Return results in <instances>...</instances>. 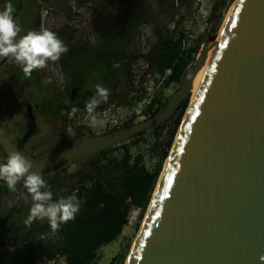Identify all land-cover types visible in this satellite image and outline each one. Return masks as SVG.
<instances>
[{
	"label": "water",
	"instance_id": "1",
	"mask_svg": "<svg viewBox=\"0 0 264 264\" xmlns=\"http://www.w3.org/2000/svg\"><path fill=\"white\" fill-rule=\"evenodd\" d=\"M224 22L150 118L35 159L0 132L30 172L97 154L168 119L213 48L124 264H264V0H234Z\"/></svg>",
	"mask_w": 264,
	"mask_h": 264
},
{
	"label": "flooded vegetation",
	"instance_id": "2",
	"mask_svg": "<svg viewBox=\"0 0 264 264\" xmlns=\"http://www.w3.org/2000/svg\"><path fill=\"white\" fill-rule=\"evenodd\" d=\"M34 1L11 0L14 20L24 18L19 25V36L47 29L55 32L69 51L30 74L11 58L0 57V132L31 159L78 142L76 129H71L68 135L70 125L65 127L63 119L68 117L71 108L86 113L81 107L94 94L96 84L108 89L112 79V49L121 48L122 55L128 52L138 36L135 32L146 17L144 0H118L116 6L112 0H99V3L98 0H77L75 11H65L64 23L44 29L42 14ZM7 2L0 0V10ZM68 105L72 106L66 110ZM83 132L89 134L88 130ZM5 159L0 146V162ZM0 182L6 185L3 180ZM9 192L13 190L2 191L0 196ZM10 222L5 223V229ZM1 232L4 228H0ZM13 241L0 236V264H19L18 257H24ZM24 264H29V260L25 258Z\"/></svg>",
	"mask_w": 264,
	"mask_h": 264
},
{
	"label": "rangeland",
	"instance_id": "3",
	"mask_svg": "<svg viewBox=\"0 0 264 264\" xmlns=\"http://www.w3.org/2000/svg\"><path fill=\"white\" fill-rule=\"evenodd\" d=\"M112 1L113 6H116L118 0ZM144 1L146 3V13L150 19L148 18L143 20L142 24L135 32L138 36L136 41L130 44L131 46L128 49V52L125 50L126 52H124V56L126 57L123 60H118L113 63V68L117 69L118 71L108 84V90L110 93L108 101L106 103H102L101 109L96 110L99 117L101 111L107 108L111 111V113L116 115L115 117H120L121 121L117 125L103 126L98 124L94 131L99 133L106 131V129L109 127L113 129L128 124V122L132 123L150 117L143 112V109L148 105L149 98L147 92L149 91V87H154V85H156L157 81H159V76L155 75L153 77L151 71L152 68L146 56L151 51L158 49L159 46L157 45L160 41H163L168 36L175 35L177 32L182 30L183 34L185 35V40L182 46L185 49L188 50L189 47L192 48L198 45L197 52L195 53L196 58V56L199 54L201 44L212 35H216L217 37L219 30L224 24L223 21H225L234 2V0H183V2H180V0ZM215 1L219 2V9L212 17L211 8ZM34 4L35 7L38 8L39 13L41 12L42 14V26L44 29L46 26L50 27L55 25V23L56 25L59 23H64L66 20L65 11L72 12L77 8V0H35ZM218 14L221 15L220 19L217 18ZM84 16L86 17V15ZM15 22L19 26L21 23L23 24L24 18H17ZM128 60H130V79L126 78L122 70H120L123 62L127 63ZM129 83L131 86H129ZM176 88L177 84L175 83L170 84L168 87H164L162 83L157 88L155 94H161V97L168 98V96H170ZM122 94L125 95L126 103L121 104L118 102V100L121 98ZM189 100L190 98L188 99V103ZM80 112L81 111L76 110V114ZM68 124H70V127L67 128L68 135H71L69 131L74 128L75 123L70 121ZM168 128L169 123L157 133L151 134L149 131H147L142 135L131 137L123 142H120L128 149V153L130 155L129 162L131 163L133 158L140 154V163L144 165L147 170H153L159 161L161 154L163 153V149L161 148L163 145H157L155 142L159 140L163 142L166 141V131ZM177 129L175 131L174 137L177 133ZM174 137L170 146L167 147L168 150L163 157L162 167L166 157L168 156ZM64 143L67 142L64 140ZM120 143L115 145L116 148L110 150L102 159V162L105 164L103 177L106 181H108V183H115L123 171V151L121 148L123 146H120ZM96 162L97 159L94 156L64 161L63 164L52 169L50 168L47 172L41 174V176L45 180L46 184L50 186V189L53 193V199L56 200L61 197V192L66 189L63 180L68 175L75 173L78 168H81L82 172L87 171L88 167ZM58 181L62 182L59 184ZM0 185H2V182H0ZM74 191L75 190L70 191L68 195L72 194ZM32 204L33 201L31 200V196L27 193H23L18 188H16L11 193L9 192L7 194H1L0 219L12 206H20L23 209L28 210ZM145 213L139 217V211L137 209H132L128 216V222L123 226L119 236L115 240L102 245L97 250V264H124L125 259L130 251L129 248H131L135 240ZM14 215L15 217L19 216V212L15 211ZM19 222H25L30 225V221H27L26 218H21ZM49 227L50 230L41 232L39 235L32 237L34 250V247L37 248L41 243H44L48 240L52 228L51 224ZM13 246L17 247L18 249H22L24 245H18L15 243V241H13ZM63 260V257L58 256L54 262L40 261L38 264H59L62 263Z\"/></svg>",
	"mask_w": 264,
	"mask_h": 264
},
{
	"label": "trees",
	"instance_id": "4",
	"mask_svg": "<svg viewBox=\"0 0 264 264\" xmlns=\"http://www.w3.org/2000/svg\"><path fill=\"white\" fill-rule=\"evenodd\" d=\"M183 2V0H180ZM219 9V2L215 1L211 8V16L213 17ZM218 14L217 18L220 19ZM146 17L142 20H146ZM150 19V18H149ZM215 30V28H214ZM213 30V31H214ZM185 40V35L182 30L175 35L168 36L163 41H160L158 49L151 51L146 57L152 68L153 77L158 73L159 79H162L164 87L170 84H178L182 71L188 68L195 60V53L198 45L185 49L182 45ZM112 66L115 61L123 60L126 56L122 55V49H112ZM129 61L123 62L120 70L125 77L130 79ZM169 69L170 74H165V70ZM112 70V77L117 73V69ZM129 86L130 83H129ZM138 97V96H137ZM139 98V97H138ZM167 98L155 94L149 104L143 109L147 113L155 103L157 107L153 110L150 116L157 114ZM125 95H121L118 102H125ZM188 99L183 100L177 110L163 123L154 126L151 129L141 131L134 135L137 137L149 131L151 134L157 133L166 124L169 123L167 129L166 141H156L155 144H162L163 153L153 170H147L140 163L141 155L138 154L129 162V153L126 146L120 143L123 151L122 155V174L115 183H108L103 177L105 164L102 162L103 157L116 146L102 150L101 152L91 155L97 159V162L90 165L87 171H81V168L75 171L72 175H68L63 183L66 189L61 192V197H66L70 191L75 190L80 199V209L73 220L63 222L58 229H52L48 240L41 243L35 250L33 249L32 237L39 235L41 232L50 230V222L45 220H29L30 208L23 209L20 206H12L8 212L0 219V228H4V232L0 236L12 238L16 244L24 245L21 253L24 257H18V263L24 264V259L29 260V264H38L40 261H50L56 257H63V262L59 264H97V250L104 244L115 240L122 231V228L128 222V216L132 209L139 211L141 217L149 204L150 197L153 194L159 172L162 169V160L172 142L175 131L181 121L184 110L187 106ZM72 105L65 107L66 110ZM85 110V106H82ZM102 108V104L96 110ZM68 118L65 117L64 126L68 125ZM78 138L81 140L86 136L95 134L88 130L85 126H74ZM111 128H107L110 130ZM82 130H88L89 134H85ZM78 140V141H79ZM78 143V142H77ZM71 145V144H70ZM88 157V156H87ZM84 158V157H83ZM80 159V158H79ZM76 160V159H73ZM63 162L47 167L39 174L47 172L50 168H55ZM76 175V176H75ZM62 181H58L60 184ZM58 186V185H57ZM56 186V187H57ZM16 188L26 194L23 186V180L17 183ZM55 188V187H54ZM7 185H0V192L9 191ZM19 212V216L15 217L14 212ZM21 218H26L28 223L19 222ZM10 225L5 229V223L10 221ZM28 252L27 257L25 253ZM39 254V255H38Z\"/></svg>",
	"mask_w": 264,
	"mask_h": 264
},
{
	"label": "clouds",
	"instance_id": "5",
	"mask_svg": "<svg viewBox=\"0 0 264 264\" xmlns=\"http://www.w3.org/2000/svg\"><path fill=\"white\" fill-rule=\"evenodd\" d=\"M15 8L11 2L0 10V57H9L23 68L25 73L43 68L47 61H57L69 51L64 42L55 32L50 30L29 31L19 36L20 27L13 18ZM165 74H170L166 69ZM156 75H159L158 73ZM109 90L102 84L95 85L94 94L85 102L87 118L93 126L102 125L96 109L101 103H106ZM30 163L20 153H10L0 162V180H3L10 190H15L18 182L23 180L26 193L33 201L30 207L29 220H47L53 229L60 224L73 220L80 209V199L74 191L66 197L53 199L50 186L38 172H30ZM264 260V256L260 257Z\"/></svg>",
	"mask_w": 264,
	"mask_h": 264
},
{
	"label": "bare ground",
	"instance_id": "6",
	"mask_svg": "<svg viewBox=\"0 0 264 264\" xmlns=\"http://www.w3.org/2000/svg\"><path fill=\"white\" fill-rule=\"evenodd\" d=\"M230 12V11H229ZM228 15H229V13H228ZM228 15H227V17H228ZM227 17H226V19H227ZM226 19H225V21H226ZM224 22V21H223ZM224 24H225V22H224ZM224 24L222 25V27H221V29L219 30V32H218V34H217V37H216V39H215V41L212 43V46H214L215 45V43H216V41H217V39H218V37H219V35H220V33H221V31H222V29H223V26H224ZM212 49L213 48H211L210 50H209V52H208V54H207V56H206V62L203 64V66L198 70V71H196L197 73H196V75L194 76V78H193V81H192V87H191V90H190V100H191V98L193 97V95L195 94V92H196V90H197V87H198V85H199V83H200V81H201V79H202V76H203V74H204V72L203 71H205V68H206V64H207V61L209 60V57H210V54H211V51H212ZM197 57V56H196ZM208 57V58H207ZM193 64V63H192ZM161 82V83H160ZM178 83H179V81H178ZM160 84H162V79H159V81H157V83H156V85H154V87H149V91L147 92V95H148V98H149V101H148V104H149V102H150V100H151V98L155 95V92H156V90H157V88L160 86ZM177 87H178V84H177ZM151 88H153V89H151ZM176 90V89H175ZM174 90V91H175ZM190 100H189V102H190ZM189 104V103H188ZM157 107V103H155L154 104V106L147 112V113H145V114H147V116H150L151 115V113L153 112V110L155 109ZM188 108V105H187V107H186V109ZM177 110V109H176ZM186 111V110H185ZM175 112V111H174ZM185 113V112H184ZM184 115V114H183ZM150 117H152V116H150ZM150 117H148V118H150ZM171 117V116H170ZM145 119H147V118H145ZM182 119H183V117H182ZM182 119H181V121H182ZM142 120H144V119H142ZM142 120H139V121H142ZM180 121V122H181ZM138 121H135V122H132V123H137ZM179 122V123H180ZM129 123V122H128ZM129 124H131V123H129ZM181 124V123H180ZM180 124H179V126H180ZM126 125V124H125ZM78 126H80V125H78ZM82 126H85L88 130H90V131H92V132H97V131H94V129L97 127V125H96V127L95 128H90V127H88L86 124H84V125H82ZM123 126V125H122ZM120 127V126H119ZM116 128H118V127H116ZM116 128H113V129H116ZM178 129H179V127H178ZM178 129H177V131H178ZM110 130H112V129H110ZM108 131V130H107ZM144 131V130H143ZM103 132H105V131H103ZM99 132H97V133H95V134H98ZM94 135V134H93ZM175 138V137H174ZM174 141V140H173ZM119 144V143H118ZM72 145V144H71ZM117 145V144H116ZM69 146V145H68ZM91 156V155H90ZM79 159V158H78ZM166 160H167V157H166ZM165 163V162H164ZM163 168V167H162ZM161 171H162V169H161ZM160 173V172H159ZM161 174V173H160ZM160 176V175H159ZM156 186V185H155ZM155 189V188H154ZM154 191V190H153ZM150 202V201H149ZM148 208V207H147ZM146 211H147V209H146ZM139 231V230H138ZM137 236V235H136ZM136 238V237H135ZM130 249V248H129ZM130 252V251H129ZM128 255H129V253H128ZM127 255V256H128ZM126 259H127V257H126Z\"/></svg>",
	"mask_w": 264,
	"mask_h": 264
},
{
	"label": "built area",
	"instance_id": "7",
	"mask_svg": "<svg viewBox=\"0 0 264 264\" xmlns=\"http://www.w3.org/2000/svg\"><path fill=\"white\" fill-rule=\"evenodd\" d=\"M115 116L116 115L111 113V111L109 109L105 108L99 114L98 119L103 121V124H102L103 126L117 125L118 123H120L121 120H120V117H115ZM75 119H77V120H75ZM67 120H69V123L71 121L72 123H75V124H78V125L86 124L90 128H95L96 127V126H93L91 124L90 120L87 118V113L80 112V114L78 116H76V109H71L70 110V112L68 113V119ZM54 260L55 259L47 261V262H54Z\"/></svg>",
	"mask_w": 264,
	"mask_h": 264
}]
</instances>
